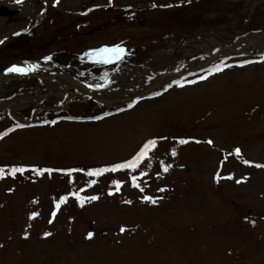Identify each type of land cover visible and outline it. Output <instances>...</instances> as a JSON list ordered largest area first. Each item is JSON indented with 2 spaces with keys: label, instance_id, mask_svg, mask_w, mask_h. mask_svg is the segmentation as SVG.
Wrapping results in <instances>:
<instances>
[{
  "label": "rangeland",
  "instance_id": "rangeland-1",
  "mask_svg": "<svg viewBox=\"0 0 264 264\" xmlns=\"http://www.w3.org/2000/svg\"><path fill=\"white\" fill-rule=\"evenodd\" d=\"M2 5L19 14L0 17V75L20 62L110 96L135 97L161 75L201 65L225 47L264 49V0ZM247 26L258 30L244 33ZM117 46L125 50L121 59L94 55ZM221 61L118 113L117 100L104 94L97 104L66 79L50 85L6 72L0 264H264V56ZM101 108L111 113L97 117ZM91 112L93 119L15 124ZM152 140L135 169L88 175L132 160ZM14 168L23 171L12 175Z\"/></svg>",
  "mask_w": 264,
  "mask_h": 264
},
{
  "label": "snow or ice",
  "instance_id": "snow-or-ice-1",
  "mask_svg": "<svg viewBox=\"0 0 264 264\" xmlns=\"http://www.w3.org/2000/svg\"><path fill=\"white\" fill-rule=\"evenodd\" d=\"M19 2V0H18ZM58 2V0H57ZM124 49L117 46L115 48H103L98 50L96 53H94V55H98V56H104L106 57L104 62H110L112 60L113 57H115V59H121L122 55L124 53ZM9 72H22L23 70L21 68L18 67H12L10 69H8ZM18 127H23V125H18ZM155 140L149 141L147 144H145L143 146V148L140 150V152L130 161L122 163L114 168L111 169H102L99 171H90L88 172L89 176H100L104 171H116L118 169H135L137 167V165L139 164V162L147 155V151L149 149L150 146L154 147L155 146ZM180 143H187V141H180ZM209 143H211V141H209ZM239 149H236V153H239ZM173 154H175V152H173ZM258 167H264V166H259ZM23 169L21 168H14L11 170V174L15 175V173L17 172H22ZM163 171L167 172L168 171V167H164ZM4 175V171L3 169H0V178H2ZM135 179V178H134ZM92 184L96 183L95 180L91 181ZM134 187H139V185L134 184ZM163 191V190H161ZM90 199L95 200L97 199V197H91ZM146 200L151 201L152 203H156L155 200H153L151 197H145ZM66 202V198H62L61 203ZM130 203V202H129ZM59 204L56 205L57 208H59ZM121 231H125V229L121 228ZM50 235V234H47ZM89 238H91V234H89Z\"/></svg>",
  "mask_w": 264,
  "mask_h": 264
},
{
  "label": "water",
  "instance_id": "water-1",
  "mask_svg": "<svg viewBox=\"0 0 264 264\" xmlns=\"http://www.w3.org/2000/svg\"><path fill=\"white\" fill-rule=\"evenodd\" d=\"M16 14H17V12H12V11H10L8 8H6V7H1V8H0V16H10V17H14ZM228 49H229V50H232V51H235L233 47H229ZM222 52H223V50H220L217 54H215L214 56H211V57H210V58H209V59H208L203 65H202V67H201L199 70H191V71H189V72L183 71V72H181V73L174 74V76L177 77V79H182V78H184V77H186V76H192V75H195V74H198V73H202V72H203V71L209 66V64H210L211 62H213L214 60L220 58ZM236 52L239 53V54L242 55V56H247V55L250 54V53H246V52H243V51H236ZM262 54H264V49H263L261 52L257 53L256 55H262ZM5 72H6V71H5ZM5 72H4V73H5ZM2 76H3V74H1L0 83H2V82H4V81L7 80V79L3 80V79H2V78H3ZM32 76H34V77H36V78H41L42 80H48V81L52 82V80H51L50 78L46 77L45 75H32ZM167 76H168V75H164L163 77H167ZM70 81H71L70 84L72 83V84H74V85L79 86V87L82 88L85 92H87L88 94H91L92 96L95 97V95L92 93V90H91L89 87L82 85L80 82H78L77 80L72 79V78L70 79ZM146 95H147V93L145 92V93L139 95V96H138L137 98H135V99H129V98H128L127 100H128V101H131V102H135L136 100L142 99V98L145 97Z\"/></svg>",
  "mask_w": 264,
  "mask_h": 264
},
{
  "label": "trees",
  "instance_id": "trees-1",
  "mask_svg": "<svg viewBox=\"0 0 264 264\" xmlns=\"http://www.w3.org/2000/svg\"><path fill=\"white\" fill-rule=\"evenodd\" d=\"M205 6V4L204 3H201L200 5H199V9H198V14L201 12L200 10L203 8ZM233 6V5H232ZM234 7V6H233ZM194 10V9H193ZM195 12V11H194ZM193 12V13H194ZM231 12H229V14H230ZM233 16L235 17V18H238V14H237V9L234 7V10H233ZM192 16V15H191ZM200 16V15H199ZM257 16V14L255 13L254 15H252L250 18H248L245 14H243V16L241 17V18H239V22H242V21H248V20H251V21H253L254 19H255V17ZM199 20H200V17L198 18V16L195 18V21H197V23L196 24H201V22H199ZM231 25L233 26V24L231 23ZM234 27L238 30V27H236V25H234ZM234 27H233V29H234ZM256 30H258L257 28H254V27H252V26H247V27H245L244 28V30H243V32L244 33H250V32H253V31H256ZM238 39L240 38V36H236ZM242 37V36H241Z\"/></svg>",
  "mask_w": 264,
  "mask_h": 264
},
{
  "label": "bare ground",
  "instance_id": "bare-ground-1",
  "mask_svg": "<svg viewBox=\"0 0 264 264\" xmlns=\"http://www.w3.org/2000/svg\"><path fill=\"white\" fill-rule=\"evenodd\" d=\"M239 44H241V43H239ZM234 52L233 51H230V50H228V51H223L222 52V57L223 58H225V57H227V56H229V55H231V54H233ZM198 67V65H192V68H197ZM20 68V67H19ZM23 71H25V70H29V68H27L25 65H23V68H21ZM45 75L46 76H48V77H50V78H52V76H50V74L49 73H45ZM55 78V77H54ZM58 78H60L61 79V77H58ZM3 80H5L6 78L5 77H3L2 78ZM159 79H161V78H158V80ZM169 80V79H168ZM168 80H165V79H161V83L160 84H164V83H166ZM105 95H108L109 96V98H111V99H113V101H116V100H123L125 97H123V96H121L120 94H111V96L108 94V93H105Z\"/></svg>",
  "mask_w": 264,
  "mask_h": 264
},
{
  "label": "flooded vegetation",
  "instance_id": "flooded-vegetation-1",
  "mask_svg": "<svg viewBox=\"0 0 264 264\" xmlns=\"http://www.w3.org/2000/svg\"><path fill=\"white\" fill-rule=\"evenodd\" d=\"M81 73H82V74H85V72H84V71H82Z\"/></svg>",
  "mask_w": 264,
  "mask_h": 264
}]
</instances>
